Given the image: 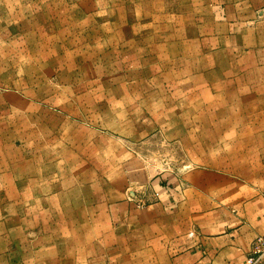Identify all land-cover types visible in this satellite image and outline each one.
I'll return each instance as SVG.
<instances>
[{"label": "crops", "instance_id": "crops-1", "mask_svg": "<svg viewBox=\"0 0 264 264\" xmlns=\"http://www.w3.org/2000/svg\"><path fill=\"white\" fill-rule=\"evenodd\" d=\"M25 2L42 5L47 26L82 19L101 32V0H0L9 29L19 19L41 24L37 9L22 18ZM142 2L141 14L122 5L107 18L113 36L147 45L164 74L190 85V115L200 123L180 139L195 166L151 174L126 152L119 174L103 172L95 128L84 136L94 150L84 151L89 166L77 177L64 135L61 150L48 133L42 144L0 146V264H246L264 234V0ZM144 19L154 22L140 27ZM20 69L19 55L0 56V84H22Z\"/></svg>", "mask_w": 264, "mask_h": 264}, {"label": "rangeland", "instance_id": "rangeland-1", "mask_svg": "<svg viewBox=\"0 0 264 264\" xmlns=\"http://www.w3.org/2000/svg\"><path fill=\"white\" fill-rule=\"evenodd\" d=\"M101 2L99 33L85 27L87 22L82 19L74 20L75 25L71 21L64 26H47L52 22L44 20L38 2L23 3L21 16L28 17L37 9L39 26L25 27L27 20L19 19L21 26L9 29L5 17L0 18V47H11L6 51L0 48V56L21 57L22 79V84H0V92L5 93L0 99V125H9L8 132L0 129V146L19 144L25 138L30 145L42 144L48 133L54 136V147L61 150L64 135V147L70 151L69 171L77 177L88 169L84 151L93 152L94 145L84 136L89 135V128H95L102 135L103 172L113 169V174H119L126 152L137 157L132 161L135 167L151 174L165 168L189 170L195 166L190 162L191 148L183 146L188 143L181 142L180 135L188 137L190 127L196 129L200 123V117L190 115L191 109L197 110L189 98L190 85L175 83L173 76L164 74L160 63L151 60V49H142L147 45L127 46L124 34L113 36V19L107 18L114 11L119 13L117 7L122 5L135 11L134 15L141 14L147 2ZM5 6L0 4V10ZM146 20H139L138 25L154 22ZM14 31L20 34L14 35ZM151 37L152 33L139 36L141 41ZM10 93L20 95L21 100L13 99ZM112 150L113 162L109 156Z\"/></svg>", "mask_w": 264, "mask_h": 264}, {"label": "built area", "instance_id": "built-area-1", "mask_svg": "<svg viewBox=\"0 0 264 264\" xmlns=\"http://www.w3.org/2000/svg\"><path fill=\"white\" fill-rule=\"evenodd\" d=\"M132 200V199H131ZM137 205L144 207L147 202L136 201ZM246 264H264V234L257 235L246 258Z\"/></svg>", "mask_w": 264, "mask_h": 264}]
</instances>
